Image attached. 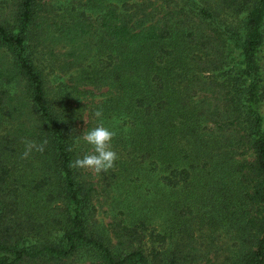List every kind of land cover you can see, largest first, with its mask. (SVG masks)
Listing matches in <instances>:
<instances>
[{"label":"trees","instance_id":"obj_1","mask_svg":"<svg viewBox=\"0 0 264 264\" xmlns=\"http://www.w3.org/2000/svg\"><path fill=\"white\" fill-rule=\"evenodd\" d=\"M1 1L0 264H197L182 234L204 226L231 234L219 264H264V0ZM68 31L88 56L54 57L74 72L49 86L44 36ZM16 83L32 129L10 137ZM97 109L118 155L98 176L138 201L106 226L69 167ZM25 140L47 144L22 159Z\"/></svg>","mask_w":264,"mask_h":264},{"label":"rangeland","instance_id":"obj_2","mask_svg":"<svg viewBox=\"0 0 264 264\" xmlns=\"http://www.w3.org/2000/svg\"><path fill=\"white\" fill-rule=\"evenodd\" d=\"M0 8V19L3 17L9 18L11 4H3L0 0ZM56 12L61 13L59 9H57ZM48 18L56 21L58 19V15L56 13L48 14ZM51 19H49V22ZM86 29L87 28H84V30ZM88 29L90 30L89 27ZM47 31L49 32L50 29ZM67 33L61 37H54L51 33L44 36V38H46V41H44L46 46L45 49H51L50 55L45 54V63H49L51 61L53 64L52 70L47 74V85L49 86L55 85L58 80L71 84L68 74L74 72V67L72 65L67 73L59 70L58 67H56V61L58 59L54 57H60L68 62H80L85 60L88 56V44L82 45L79 43L78 45L75 43L77 41H73L76 37H71L72 33H69V31ZM16 84L17 86H15V92L5 98V103L8 109V118L11 122L8 124V136L10 137L30 133L32 129L30 115L27 113L26 108L21 105L23 102L22 86L19 83ZM103 91L104 88L94 89L93 96L82 99V102H87L89 99H92L93 101L99 100L102 97L101 94ZM75 125L77 131L81 135L86 127L89 129L92 128L91 124L87 121L85 112L82 117L75 122ZM87 174L89 175L95 190L93 196V204L95 207L93 219L94 222H97L99 225L106 226L107 223H110L112 220H118V218L122 216L119 211L121 212V206L125 202L130 201V205L138 203L133 196H126L124 192L108 189L107 186L103 187L105 183H103L98 175L92 174L91 172H87ZM153 220L159 222L157 216H155ZM195 224L197 225V223ZM203 228L204 230L202 233L195 228L191 231L184 232L182 234V237L185 238L183 240L184 247L189 249L191 254L196 255L197 264H219L223 261L225 256L228 255V251L232 248L230 241L231 234L223 228H216L214 232H210L212 229L206 226ZM190 235L191 237L189 238Z\"/></svg>","mask_w":264,"mask_h":264},{"label":"clouds","instance_id":"obj_3","mask_svg":"<svg viewBox=\"0 0 264 264\" xmlns=\"http://www.w3.org/2000/svg\"><path fill=\"white\" fill-rule=\"evenodd\" d=\"M93 116L97 120L96 126L90 129L86 127L82 135L74 138L77 144L82 142L86 145L87 151L82 157H77L74 161H71L69 167L99 175L102 172L111 170L118 159L117 152L112 146L116 132L105 125L102 109H97ZM24 144L25 150L21 158L27 159L33 151L42 153L45 150L47 140L41 143L25 140ZM69 150L71 151V149Z\"/></svg>","mask_w":264,"mask_h":264}]
</instances>
